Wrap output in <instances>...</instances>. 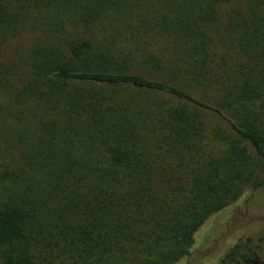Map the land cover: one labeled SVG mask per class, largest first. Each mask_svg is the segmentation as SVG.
<instances>
[{
	"label": "trees",
	"instance_id": "1",
	"mask_svg": "<svg viewBox=\"0 0 264 264\" xmlns=\"http://www.w3.org/2000/svg\"><path fill=\"white\" fill-rule=\"evenodd\" d=\"M263 186L264 0H0V264H258Z\"/></svg>",
	"mask_w": 264,
	"mask_h": 264
},
{
	"label": "rangeland",
	"instance_id": "2",
	"mask_svg": "<svg viewBox=\"0 0 264 264\" xmlns=\"http://www.w3.org/2000/svg\"><path fill=\"white\" fill-rule=\"evenodd\" d=\"M259 193H260V197H261V199L262 200H264V186L259 190ZM261 199H259L262 203H264ZM259 200H258V202H259ZM244 206H243V204L242 203H240V204H237V205H235V206H232L230 209H229V211H228V213L230 214V216L231 217H235L236 216V214H238L239 213V211H244ZM261 229H262V227H261ZM205 245H203V247H204ZM230 246H232V243L230 242V241H225V242H223L222 244H221V247H223V248H225V249H228ZM263 261H264V251L262 252V254H260L259 255V259H258V264H263ZM177 264H188V259L186 258V259H183V260H181V261H179Z\"/></svg>",
	"mask_w": 264,
	"mask_h": 264
}]
</instances>
